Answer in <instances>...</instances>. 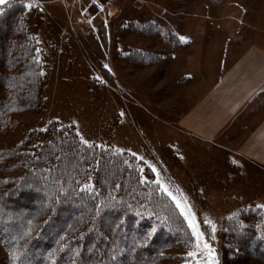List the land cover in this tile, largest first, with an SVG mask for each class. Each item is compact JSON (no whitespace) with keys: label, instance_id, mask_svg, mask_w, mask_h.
<instances>
[{"label":"rangeland","instance_id":"374dc122","mask_svg":"<svg viewBox=\"0 0 264 264\" xmlns=\"http://www.w3.org/2000/svg\"><path fill=\"white\" fill-rule=\"evenodd\" d=\"M20 2L37 10L29 7L27 20L48 82L41 111L10 115L0 124V149L58 122L72 125L86 143L132 154L175 206L179 201L190 209L201 232L207 227L200 248L194 237L193 264H207L203 241L217 261L222 221L248 205L264 209V165L229 148L190 143L177 121L225 69L230 48L262 43L264 0ZM148 23L158 26L156 35L131 31ZM134 51L152 60L137 64ZM7 255L0 245V264Z\"/></svg>","mask_w":264,"mask_h":264},{"label":"trees","instance_id":"16d2710c","mask_svg":"<svg viewBox=\"0 0 264 264\" xmlns=\"http://www.w3.org/2000/svg\"><path fill=\"white\" fill-rule=\"evenodd\" d=\"M20 1L0 5V124L10 115L41 111L48 82L29 31V7ZM131 31L156 35L159 28L148 23ZM150 56L134 51L130 57L142 64ZM140 163L127 152L86 143L72 125L58 122L0 149L6 263L193 264L187 222ZM207 230L202 226L206 237ZM216 254L217 264H264V209L252 204L225 218Z\"/></svg>","mask_w":264,"mask_h":264},{"label":"crops","instance_id":"0c3cea01","mask_svg":"<svg viewBox=\"0 0 264 264\" xmlns=\"http://www.w3.org/2000/svg\"><path fill=\"white\" fill-rule=\"evenodd\" d=\"M262 43L230 48L217 80L181 115L177 127L190 143L229 148L239 159L264 165Z\"/></svg>","mask_w":264,"mask_h":264},{"label":"snow or ice","instance_id":"6c2138e0","mask_svg":"<svg viewBox=\"0 0 264 264\" xmlns=\"http://www.w3.org/2000/svg\"><path fill=\"white\" fill-rule=\"evenodd\" d=\"M5 2H6V0H0V5H3ZM94 2H95V0H94ZM29 7H31V5H29ZM180 40L182 42H185L186 38L181 36ZM157 183H159V182H157ZM164 191L167 192L168 190L165 188ZM168 194L170 196L172 195L170 192ZM173 199H175V198L173 197ZM176 206L181 209V214L184 216V219L187 222L188 227L191 229L192 235L196 239V246H197V248H200L204 233L200 231V228H199V225L197 223L195 215L190 211V209L186 210L184 207H182V205L179 201H177ZM212 231L215 232V226L214 225L212 226ZM203 251L207 255V264H217V261L215 260V258L213 256L214 249L211 247V245H209L207 243V241H203ZM194 255H196V254L193 252H189V256H194Z\"/></svg>","mask_w":264,"mask_h":264}]
</instances>
